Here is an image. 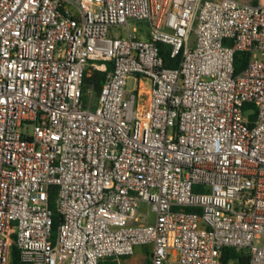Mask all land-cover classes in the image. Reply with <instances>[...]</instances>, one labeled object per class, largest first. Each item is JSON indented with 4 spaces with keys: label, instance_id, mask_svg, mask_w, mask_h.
Instances as JSON below:
<instances>
[{
    "label": "built area",
    "instance_id": "2783aa9c",
    "mask_svg": "<svg viewBox=\"0 0 264 264\" xmlns=\"http://www.w3.org/2000/svg\"><path fill=\"white\" fill-rule=\"evenodd\" d=\"M258 54L264 0H0V264H264Z\"/></svg>",
    "mask_w": 264,
    "mask_h": 264
},
{
    "label": "trees",
    "instance_id": "16d2710c",
    "mask_svg": "<svg viewBox=\"0 0 264 264\" xmlns=\"http://www.w3.org/2000/svg\"><path fill=\"white\" fill-rule=\"evenodd\" d=\"M161 48V54L164 58L165 66L168 68L176 67L178 66V59H172L169 55L168 48L165 45H160ZM250 55L246 54L244 52H239L236 54V73H240L244 67L246 66ZM106 78V73L102 72H96L92 78H88L86 81H94L96 85V90L99 92L101 90L102 84ZM253 106L248 105L245 108V112L252 110ZM250 120L253 122L256 118V113H251ZM198 188H195V191H197ZM175 210H179V208H175ZM186 212H198V209L196 208H185ZM58 225V219H55V229ZM223 261L224 263H229L230 261H233L235 264H251V258L250 255L246 252H238L235 249L232 248H225L223 251ZM12 264H19L18 261V255L16 252L13 253L12 256Z\"/></svg>",
    "mask_w": 264,
    "mask_h": 264
},
{
    "label": "rangeland",
    "instance_id": "374dc122",
    "mask_svg": "<svg viewBox=\"0 0 264 264\" xmlns=\"http://www.w3.org/2000/svg\"><path fill=\"white\" fill-rule=\"evenodd\" d=\"M128 29L129 31L133 34V35H136V37L138 39H148L149 38V28H148V24L146 21H134V20H131L129 21V25L127 27V25H121V26H113L110 28L109 30V37L111 38H114V37H121V38H129V32H128ZM136 30V32L134 31ZM194 38V35H192V39ZM258 57L260 59H264V56L261 55V54H258ZM135 84L134 80L131 79L129 81V87H133ZM97 100H98V92H94V105H93V108L94 109L97 105ZM141 213H146L148 211V206L146 204H142L141 205ZM151 218H153V215H151ZM142 222H146V218L142 216V219H141ZM141 248V246L137 247L136 248V253H138V249ZM127 258H124L123 259V262L124 260H126ZM126 263V262H125Z\"/></svg>",
    "mask_w": 264,
    "mask_h": 264
},
{
    "label": "crops",
    "instance_id": "0c3cea01",
    "mask_svg": "<svg viewBox=\"0 0 264 264\" xmlns=\"http://www.w3.org/2000/svg\"><path fill=\"white\" fill-rule=\"evenodd\" d=\"M138 253H136L135 250V254L129 258H127L126 260H124V262H126L127 264H150V260H151V248L147 247V246H141V248L138 249L137 251Z\"/></svg>",
    "mask_w": 264,
    "mask_h": 264
}]
</instances>
